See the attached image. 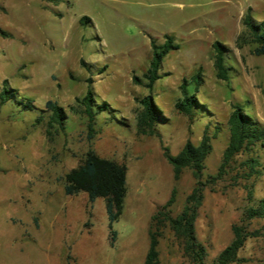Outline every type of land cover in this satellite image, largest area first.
<instances>
[{"label":"rangeland","instance_id":"rangeland-1","mask_svg":"<svg viewBox=\"0 0 264 264\" xmlns=\"http://www.w3.org/2000/svg\"><path fill=\"white\" fill-rule=\"evenodd\" d=\"M247 12L264 22V0H0V93L4 81L17 91L0 103V264H144L150 231L158 235L156 264H194L169 224L151 218L173 189L171 215L180 214L196 183L190 169L175 181L165 153L176 156L205 133L211 151L195 220L204 264H216L233 240V225L264 232L263 219L244 218L264 199V142L235 156L213 179L233 109L264 128V55L253 53L256 42L243 24ZM166 35L177 48L163 57L148 89L143 74L152 43L163 46ZM216 42L227 50V80L216 77ZM88 79L93 111L109 105L95 116L93 132L79 102ZM183 83L199 104L192 115L175 107ZM148 94L165 116L155 135L137 128L135 98ZM49 101L64 109L61 125L50 119ZM90 150L127 169L123 212L111 228L103 198L64 193V176ZM249 155L260 162L258 178L246 175L242 163ZM237 256L241 261L231 264H264V233L247 237Z\"/></svg>","mask_w":264,"mask_h":264},{"label":"trees","instance_id":"trees-1","mask_svg":"<svg viewBox=\"0 0 264 264\" xmlns=\"http://www.w3.org/2000/svg\"><path fill=\"white\" fill-rule=\"evenodd\" d=\"M243 24L248 28L254 37L256 47L253 53L257 56L264 55V22L256 23L253 21L250 13L247 12L243 17ZM166 41L161 47H156L152 43V58L143 78L147 81L145 87L151 89L153 83L158 79V71L163 57L171 50L177 48L172 44V38L165 36ZM216 52L215 69L216 77L221 80L228 79V69L224 65V53L227 51L225 46L216 42L214 44ZM196 79V77H195ZM135 84H141V80L133 77ZM88 88L82 99L79 100L84 109V113L88 118V130L93 132V122L95 116L107 109L109 105L103 102L99 106L98 112L93 111L95 103L94 90L92 88L91 79H88ZM184 97L180 99L175 107L177 111L183 114L192 115L194 108L199 105L196 97L188 96L185 84L180 87ZM264 94V89H263ZM17 96V91L4 81L2 91L0 93V103H7L9 100ZM135 100L141 109L137 113L136 121L138 131L143 135L157 134V124L160 120H164L165 116L159 106L156 104L152 95H144L136 97ZM28 108H31V101L27 100ZM47 109L51 112L50 119L59 125L66 117L64 109L54 102H47ZM230 138L222 156V164L216 177L218 179L224 174V168L229 166L235 156L241 153L252 154L257 144L264 142V128L253 117L246 114L240 107H235L228 120ZM91 137V136H90ZM211 151L210 138L205 133L198 145L187 141L180 152L176 156L165 153L166 159L172 165L173 178L177 181L185 169H190L196 180L195 186L191 193L186 197L185 206L180 214L173 217L171 215L172 205L175 200L176 190L173 189L168 201L157 210L152 216L151 221L159 223H168L177 237L184 243V252L187 254L194 264H204L206 250L205 247L197 241L195 234V220L198 216V210L203 201V191L206 186L201 181V176L205 168L204 161ZM243 166L249 170L246 175L258 178L262 174L260 162L257 156L249 155L243 161ZM260 168V169H259ZM126 167L115 161L102 158L94 151H88L82 162L64 176V193L69 196L77 195L80 192L87 194L90 202H94L97 198H103L108 219V227L111 228L112 223L117 221L123 212L124 199L127 194L126 186ZM251 185L248 191V198L252 199ZM244 218L251 220L259 218L264 220V199L257 200L253 207H249L244 212ZM233 240L227 245L217 256L216 264H231L240 262L238 251L243 247L247 237H259L264 232L254 230L248 232L241 226H232ZM158 235L149 232V248L144 264H156L158 260Z\"/></svg>","mask_w":264,"mask_h":264}]
</instances>
